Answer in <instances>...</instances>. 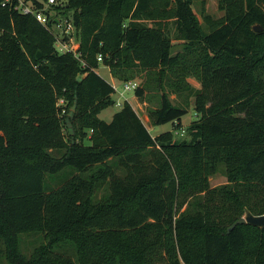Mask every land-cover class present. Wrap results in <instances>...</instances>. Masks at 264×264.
I'll return each mask as SVG.
<instances>
[{"label": "trees", "instance_id": "obj_1", "mask_svg": "<svg viewBox=\"0 0 264 264\" xmlns=\"http://www.w3.org/2000/svg\"><path fill=\"white\" fill-rule=\"evenodd\" d=\"M22 1L49 21L18 11L20 0H0V256L10 264H152L159 247L169 256L159 264H264V228L228 231L248 213L264 215V0H221L225 16L208 32L193 0ZM70 13L80 56L56 48L57 20ZM172 25L184 53H173ZM101 66L122 83L143 77L141 99L157 85L154 126L183 129L188 105L169 94L188 92L197 113L191 139L154 137L127 100L111 121L101 119L116 105ZM193 71L200 88L185 83ZM61 100L72 107L67 122ZM76 111L89 143L72 129ZM65 168L70 176L46 191V175ZM220 169L227 181L213 187ZM26 233L52 242L28 256Z\"/></svg>", "mask_w": 264, "mask_h": 264}, {"label": "rangeland", "instance_id": "obj_2", "mask_svg": "<svg viewBox=\"0 0 264 264\" xmlns=\"http://www.w3.org/2000/svg\"><path fill=\"white\" fill-rule=\"evenodd\" d=\"M192 6H193V10H194L196 17L202 24L204 30L207 32L209 31V29H211V27L214 26L213 22H217L225 16V9L221 8V0H193ZM71 15L72 13L69 14L70 17L68 20L72 19ZM206 16H210L209 22H206V19H205ZM66 19H67L66 16L61 15L62 22H65ZM63 30H64L63 27L54 28L55 34L56 35L58 34L61 37L64 36ZM170 36H171L172 44H173V53L174 54L184 53L185 52L184 47H183L184 37L180 35L175 25L171 26ZM179 69L185 70L186 68L183 65V66H180ZM101 73H102L103 78L111 81V73L109 72V68L101 69ZM188 76L189 78L185 82L187 86H193L196 88L201 87V84L197 80L194 71L193 73L189 72ZM143 80L144 79L142 77V78H136L132 81L137 82L138 88H140L143 86ZM112 84L116 85L118 88V92H115V94L113 95V98L116 101V105L102 111V113L100 114L101 119H104L106 121H111L113 115L121 109L123 102L127 100L131 103V105L133 106L137 114L143 120V122L145 123V125L147 126V128L149 129V131L154 137L160 134H163V133L173 132V134L176 135L178 137L177 139L179 140H190L191 139V137L188 135L187 129L190 123H192L193 121L197 119V113L195 111V105H194L195 98L191 97L188 92H182L180 94L175 92V93L169 94L170 95L169 97L173 100L175 104L177 103V104H182L185 106L188 105L187 106L188 114L182 120L183 129L178 130L176 128V125H177L176 123H169V124H165L161 126H154L152 124L151 119L149 118V110L151 108L157 107V103L161 96V90L157 88V85H154L153 91H147L143 99H141L136 95V90L125 92L122 82H119L118 80L115 79L114 83ZM59 104H60V108L63 109L60 113L61 118L63 119V122H67L70 119L69 115L71 113L72 107H67V105H65L66 103L63 100H61ZM77 116L78 115L76 111L74 113V118L72 120V129L75 132L82 131L80 133H82L85 136L86 142L89 143L90 142L89 139L92 136V131L84 128L83 127L84 119L81 117L78 118ZM177 131L178 132L180 131L183 135L182 136L177 135L176 133ZM66 132L67 133L69 132V128L67 125H66ZM55 154L60 156V152L58 151H56ZM71 171H72L71 168H65L62 172L58 174H47L45 177V184H44L46 191L53 190V189L60 187L62 183L70 176ZM226 181H227V177L223 174V169H220V171L211 178V183L213 187L223 185L226 183ZM108 193H109L108 186L105 184L102 187H100V189L97 190L95 199L98 201L101 199L105 200L107 198ZM135 204H136L135 201L128 202V207H134ZM57 237H59V235ZM152 237L155 238V233L152 234ZM21 238H22L21 239V249L28 256L31 255L34 249L39 247L42 243L50 244V242H52V239H50V237L45 239L41 234H38V233L36 234L26 233V234H23ZM73 250L75 251L74 248ZM58 252H61V253L64 252L63 254H68L72 258H76V256L74 255L71 249H61ZM148 256L152 264L153 263L159 264L160 262H164L169 259L168 254L166 255L164 251L162 252V249L161 248L159 249V247H156L153 251H151ZM0 264H10L6 258V255L0 256Z\"/></svg>", "mask_w": 264, "mask_h": 264}, {"label": "built area", "instance_id": "obj_3", "mask_svg": "<svg viewBox=\"0 0 264 264\" xmlns=\"http://www.w3.org/2000/svg\"><path fill=\"white\" fill-rule=\"evenodd\" d=\"M6 2H9L10 0H5ZM63 2H60L59 0H48V6L63 4ZM18 11H21L23 14H33L37 17V19L44 25L48 24L49 17L44 14L43 11L36 10L29 4L24 3L23 1H20L19 4L15 7ZM58 24L56 25L57 28L63 27V34L64 36H57V42H56V48L60 53H68L71 52L76 56H80V43L77 40L76 37V28L74 26L73 20L66 19L65 22H62V20H57ZM98 61H102V57H98ZM115 88V91L118 92V88L116 85H113ZM125 92L135 91L138 88V84L135 81H129L126 83H123Z\"/></svg>", "mask_w": 264, "mask_h": 264}, {"label": "water", "instance_id": "obj_4", "mask_svg": "<svg viewBox=\"0 0 264 264\" xmlns=\"http://www.w3.org/2000/svg\"><path fill=\"white\" fill-rule=\"evenodd\" d=\"M253 29L256 32L263 31L261 25H254ZM241 224H251L256 227L264 228V215L255 216L252 213H248L245 217L237 220L231 227H229L228 231H232L235 227Z\"/></svg>", "mask_w": 264, "mask_h": 264}, {"label": "crops", "instance_id": "obj_5", "mask_svg": "<svg viewBox=\"0 0 264 264\" xmlns=\"http://www.w3.org/2000/svg\"><path fill=\"white\" fill-rule=\"evenodd\" d=\"M104 68H107L105 66H101L99 69H98V73L102 76V73H101V69H104ZM109 72H110V69H109ZM111 73V72H110ZM107 80V79H106ZM109 83H114L115 79L113 78L112 74H111V81L107 80Z\"/></svg>", "mask_w": 264, "mask_h": 264}]
</instances>
